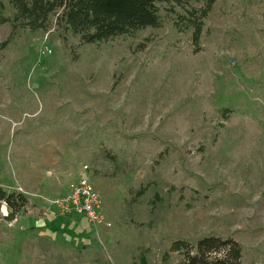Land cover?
<instances>
[{
    "label": "rangeland",
    "instance_id": "rangeland-1",
    "mask_svg": "<svg viewBox=\"0 0 264 264\" xmlns=\"http://www.w3.org/2000/svg\"><path fill=\"white\" fill-rule=\"evenodd\" d=\"M159 7L98 44L0 25V187L28 198L0 212V264H180L208 236L264 264V0H218L198 46ZM82 178L110 227L52 204Z\"/></svg>",
    "mask_w": 264,
    "mask_h": 264
},
{
    "label": "trees",
    "instance_id": "trees-1",
    "mask_svg": "<svg viewBox=\"0 0 264 264\" xmlns=\"http://www.w3.org/2000/svg\"><path fill=\"white\" fill-rule=\"evenodd\" d=\"M13 16L0 9V25L11 23L36 33L46 31L56 17L57 25L80 38L84 44H98L116 37L134 36L146 28H160L163 17L159 4L183 9L175 14L180 32L192 31L194 45H199L205 21L218 0H7ZM28 198L17 191L0 187V212L8 209V219L17 216L27 206ZM182 251L180 264H241L242 246L234 239L204 237L195 246L186 241L173 244ZM215 254V255H214Z\"/></svg>",
    "mask_w": 264,
    "mask_h": 264
},
{
    "label": "built area",
    "instance_id": "built-area-1",
    "mask_svg": "<svg viewBox=\"0 0 264 264\" xmlns=\"http://www.w3.org/2000/svg\"><path fill=\"white\" fill-rule=\"evenodd\" d=\"M52 204L62 213L81 215L88 224L111 226L104 214V198L87 178L72 183L70 192L54 199Z\"/></svg>",
    "mask_w": 264,
    "mask_h": 264
}]
</instances>
